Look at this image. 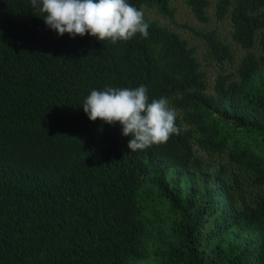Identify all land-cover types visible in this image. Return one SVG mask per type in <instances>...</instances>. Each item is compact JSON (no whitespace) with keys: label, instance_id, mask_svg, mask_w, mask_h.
<instances>
[{"label":"trees","instance_id":"obj_1","mask_svg":"<svg viewBox=\"0 0 264 264\" xmlns=\"http://www.w3.org/2000/svg\"><path fill=\"white\" fill-rule=\"evenodd\" d=\"M172 1L128 0L149 36L113 44L0 0V264H264V0H217L214 17L185 0L216 22L193 29L213 85L197 47L146 14L176 22ZM140 85L181 133L132 152L82 103Z\"/></svg>","mask_w":264,"mask_h":264},{"label":"clouds","instance_id":"obj_2","mask_svg":"<svg viewBox=\"0 0 264 264\" xmlns=\"http://www.w3.org/2000/svg\"><path fill=\"white\" fill-rule=\"evenodd\" d=\"M35 12L43 13L46 25L60 36L73 38L90 34L101 41H128L137 34L149 36V23L142 9L128 0H30ZM92 121L122 126V134L131 136L132 152L162 145L179 135L176 110L166 97L151 99L148 88L106 87L93 89L82 103Z\"/></svg>","mask_w":264,"mask_h":264},{"label":"rangeland","instance_id":"obj_3","mask_svg":"<svg viewBox=\"0 0 264 264\" xmlns=\"http://www.w3.org/2000/svg\"><path fill=\"white\" fill-rule=\"evenodd\" d=\"M211 5L208 9V13L211 17H214L215 7L217 0H210ZM172 5L176 9L175 13V20L176 22H171L166 17L158 14L156 10L146 11V14L151 19L158 20L161 24L166 25L170 27L171 29L179 32L181 36L189 41L190 44L195 45L197 47V55L202 62V68L207 73V80L210 85H213L215 83V80L218 76V73L221 71L219 65L215 62H211L206 59L205 52L206 47L204 41L197 35H195L193 29L197 30H204L208 28H212L216 26V22L213 19L209 23H203L200 20H198L194 14L192 13L191 9L187 6L185 3V0H173ZM184 25H187L186 27ZM220 26H223L220 24ZM226 27H228L227 24H225ZM237 53V56L242 54V51L235 48ZM230 69H228L229 71Z\"/></svg>","mask_w":264,"mask_h":264}]
</instances>
